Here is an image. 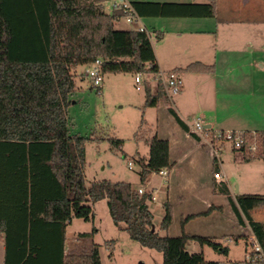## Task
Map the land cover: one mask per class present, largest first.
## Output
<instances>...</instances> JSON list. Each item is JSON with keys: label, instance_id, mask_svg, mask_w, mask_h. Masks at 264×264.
I'll return each mask as SVG.
<instances>
[{"label": "trees", "instance_id": "16d2710c", "mask_svg": "<svg viewBox=\"0 0 264 264\" xmlns=\"http://www.w3.org/2000/svg\"><path fill=\"white\" fill-rule=\"evenodd\" d=\"M104 1L0 0V240L5 246L4 264H102L99 243L66 250L67 226L74 217L93 220L95 204L102 199L107 200L113 222L142 246L162 252L163 264H221L207 260L201 251L188 250L195 242L228 253L219 240L185 230L177 236L162 235L154 228L151 191L141 193L129 181H86L87 142L93 138L73 134L68 115L77 67L99 58L104 74L142 72L147 78L159 69L148 30L117 28L115 22L125 13L108 11ZM131 4L140 17L217 15V0H132ZM182 70L212 72L215 65L196 61ZM145 89V106L156 105L165 95L160 82L152 87L146 81ZM170 111L188 129L175 110L170 107ZM242 131L249 139L251 132ZM108 140L114 150L124 143L119 137ZM147 143L149 156L132 158L141 168L144 184L153 172L172 167L167 139L154 134ZM243 152L248 155L246 149ZM222 186L240 224L250 227L264 249V221L251 217L242 195L234 199L227 185ZM193 216L182 219L183 228ZM172 221V207L165 204L161 228L168 230ZM109 243L113 245L114 240Z\"/></svg>", "mask_w": 264, "mask_h": 264}, {"label": "crops", "instance_id": "0c3cea01", "mask_svg": "<svg viewBox=\"0 0 264 264\" xmlns=\"http://www.w3.org/2000/svg\"><path fill=\"white\" fill-rule=\"evenodd\" d=\"M152 1L206 2L209 0ZM106 2H103L105 8ZM246 13L249 17H245ZM259 13H264V0H217V15L212 17L152 16L153 23L163 28L156 30L163 35L158 42H163L167 53L173 57V59L162 58L161 50L159 52L152 41L158 68L164 71L176 69L184 79L183 87L176 96L171 100L160 96L154 106L158 111L163 112L164 108L161 104H165L167 112L172 115L170 107L173 108L188 129L183 128L174 115L180 127L174 124L165 126V130L157 127L155 134L169 141L172 167L167 169L166 176L160 174L167 182V188L152 185L151 189L147 187L145 189L152 192L155 197L152 200L161 199L164 214L165 204L172 207L173 221L166 234H173L171 231L176 218L182 226L183 218L195 215L185 222L184 228H180L181 233L185 230L191 234L213 237L228 247V253L232 242L245 241L248 244L250 240L246 235H252V232L248 225L240 224L237 216L233 215L228 196L221 192L222 184L227 185L234 199L238 195L244 197L248 212L253 219L264 221V210L257 212V216L254 215L246 201L250 191L242 190L240 183V188L234 190L233 182L223 181V177L227 178L225 160L220 156L213 157V152L208 151L209 146L199 135L192 132L191 128L195 118L201 115L206 121V126L215 130L264 131V67L261 65V68L254 69L252 62L254 57L264 59V42L258 40L261 38L258 35L264 27L260 25L263 19H250L257 17ZM138 23L139 26L143 24L141 19ZM196 61L208 65L214 64L215 70L212 72L182 70ZM151 85L155 87L153 80ZM144 86L146 87V81ZM141 130L143 131L144 128L140 129L137 137L146 144V148L138 151V156L148 157L149 137L146 138L142 134L144 137L141 138ZM162 131L165 134H161ZM229 147L230 149H227V146H223L221 154L229 153L236 164L240 161L238 152L249 157L243 151L234 149L230 145ZM207 165L209 167L214 165L213 177L202 174V166L207 167ZM216 172H220L222 177L216 178ZM154 174L159 173L153 172L151 176L153 177ZM235 181L238 183V180ZM0 245L3 248L2 264H4L5 246L2 240ZM188 250L205 253L204 246L195 242L188 245ZM207 260L224 262L219 258ZM241 260L234 258L230 261Z\"/></svg>", "mask_w": 264, "mask_h": 264}, {"label": "rangeland", "instance_id": "374dc122", "mask_svg": "<svg viewBox=\"0 0 264 264\" xmlns=\"http://www.w3.org/2000/svg\"><path fill=\"white\" fill-rule=\"evenodd\" d=\"M111 4L112 0H107L106 9L108 11L111 10ZM239 7L241 8V5ZM246 16L249 17L247 13L245 14ZM152 19V15L141 17V21L147 27L156 49L159 52L161 50V57L173 59L167 53L166 47L163 46L164 43L158 42L163 35L158 38L156 30H163V28L156 26ZM250 19H263V23L260 25L264 27V13H259L257 17ZM115 25L120 29L139 27L138 22H128L124 17L119 18ZM261 33L258 35L261 37L258 40L261 39L264 42V30ZM252 62L254 69L261 68V65L264 67V59L254 57ZM85 70L86 66L84 65H79L76 69L77 87L72 95L68 115L72 123L71 132L73 134L93 138L87 142L85 169L87 183L106 179L111 181H129L135 186H143L150 189L152 185L167 188V182L164 181L160 174H154L149 181H146L145 184L142 183L140 166L135 163L133 168H130L128 161L130 158L137 156L138 151L146 148V144L137 137L140 129L144 128L145 131L141 130V135L144 134L147 138L157 132V127L162 128V130H165L167 125L172 126L174 124L176 127H180L173 115L167 112L165 104H161L164 108L163 112L158 111L155 106L144 105L146 89L143 84L141 89L137 88L135 73H106L103 76L101 86L96 87L93 85L92 80L86 76ZM161 134L165 133L162 131ZM144 136L142 135L141 138ZM109 137L124 139L122 147L114 150L108 140ZM225 146L230 149L229 144ZM207 148L208 151L211 150L210 147ZM125 154L128 156L124 157ZM238 155L240 161L239 164H236L229 153H220L219 156L225 160L227 165V178L223 177V181L228 182L230 180L233 182L234 190L240 188V183L242 190L250 191L247 195V205L249 210L257 216V212L264 210V155L245 157L241 152H238ZM214 171V165H210V167L209 165L207 167L202 166V174L205 176L211 175L213 177ZM235 180H238V183ZM149 204L154 214V228H157L156 230L160 234H166L167 230L162 229L160 224L164 217L161 199L151 200ZM94 208L93 220L85 221L74 217L68 225L66 231L68 239L66 249L68 252L79 250L84 243L96 242L100 244L102 264H163L162 252L142 246L139 242L133 240L125 229L118 227L113 222L106 199L100 200ZM232 211L233 215H236L234 210ZM180 228L182 226H180L179 219L177 220L176 218L171 236L180 235ZM81 232L89 233L83 238L80 237ZM246 237L249 238L251 235H246ZM108 240H114V244H107ZM250 243L248 242L247 244L245 241L232 242L230 243L231 250L229 253L216 251L206 245L204 246V256L206 259L219 258L229 263L234 258L244 260L246 252L251 247ZM2 260L3 248L0 245V264H2Z\"/></svg>", "mask_w": 264, "mask_h": 264}, {"label": "built area", "instance_id": "2783aa9c", "mask_svg": "<svg viewBox=\"0 0 264 264\" xmlns=\"http://www.w3.org/2000/svg\"><path fill=\"white\" fill-rule=\"evenodd\" d=\"M111 10H122L124 11L123 17L128 22H139L141 17L138 15L134 7L129 0H112ZM140 30H148L144 24L139 26ZM85 74L89 77L93 85L100 87L103 81V67L102 60L96 59L92 64L86 65ZM154 81V83L160 82L165 90V98L171 100L176 96L182 89L184 79L181 73L172 69L164 71L158 69L153 74H150L147 78L145 74L139 72L136 74L135 81L137 88L141 89L144 81ZM192 132L196 133L201 137L203 142L207 144L215 157H219L223 146L229 144L232 148L243 151L246 149L250 157H257L264 155V133L251 132L250 138L246 139L242 130H230V129H212L206 126V121L203 116L199 115L195 118L192 124ZM129 167L133 168L135 162L133 159L128 161ZM159 174L166 176L168 170L166 168L161 169ZM216 178H221L220 172L215 173ZM145 188L139 186V192H144ZM155 197L153 196V199ZM250 249L246 252L245 259L241 264H264V249L258 242L254 234L250 237ZM221 264H232L229 262H221Z\"/></svg>", "mask_w": 264, "mask_h": 264}]
</instances>
